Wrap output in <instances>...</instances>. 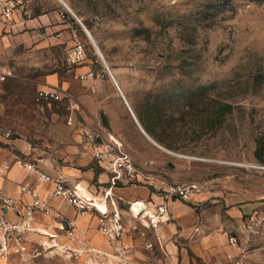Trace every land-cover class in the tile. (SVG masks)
I'll use <instances>...</instances> for the list:
<instances>
[{
	"label": "rangeland",
	"instance_id": "374dc122",
	"mask_svg": "<svg viewBox=\"0 0 264 264\" xmlns=\"http://www.w3.org/2000/svg\"><path fill=\"white\" fill-rule=\"evenodd\" d=\"M65 1L92 32L129 102L77 18H60L67 7L31 0L30 24L0 29V70L13 72L0 84V147L101 175L92 150L111 132L135 159L130 183L160 194L169 184H206L202 192L264 210V170L253 167L264 165V0ZM45 8L47 26H40ZM77 44L86 55L74 63L69 51ZM45 88L60 97L38 99ZM141 126L190 157L162 150ZM252 236L239 240L241 264H264V241ZM41 245L36 238L25 258L0 263H86Z\"/></svg>",
	"mask_w": 264,
	"mask_h": 264
},
{
	"label": "crops",
	"instance_id": "0c3cea01",
	"mask_svg": "<svg viewBox=\"0 0 264 264\" xmlns=\"http://www.w3.org/2000/svg\"><path fill=\"white\" fill-rule=\"evenodd\" d=\"M30 5L31 2L24 13L17 11L13 21L0 18V29L11 30L30 24L31 20L25 18L29 13ZM46 12L45 8V14L39 16L37 22L40 26H47ZM57 21L53 18L49 23ZM133 150L138 151V146H134ZM15 156L8 148L0 147V166ZM43 160L41 167L44 171L56 177L64 175L71 184L77 183L88 187L97 193L99 198L102 197L103 188L108 186L107 175L97 174L92 167L84 170L78 168L68 170L66 166L59 168ZM37 178L36 174L14 166L6 177H0V189L15 199L27 201L28 198L20 191V184L35 185ZM95 178L99 180V186L94 184ZM52 187L51 183L42 184L41 195L46 197ZM112 192L116 198L125 202L135 200L150 202L152 211H156L159 205L167 202L160 193L152 191L150 186L138 183L119 185L114 187ZM52 204L61 210L65 220L76 223L77 238L71 239L64 232L53 227L50 228V232L58 234L56 241L66 246L69 258L76 256L86 261L85 264H235L237 261L241 264L240 257L245 251V245L242 243L238 247L230 245L225 232L236 235L240 241L243 237H247V241L250 237L253 240L252 234L248 233L245 225L249 216L259 206V203L233 201L232 197L229 199L213 196V193L207 190L195 194L187 201L167 202L169 211L160 227L154 229L139 225L138 229L128 232L123 240L116 243L110 242L109 238L96 229H87L88 223L97 224L95 217L77 216L75 209L66 201L54 199ZM39 219L41 223L37 226L40 229L47 227L49 223L58 225V221L52 217L40 215ZM33 238L34 240L37 238L40 243L48 242V238L41 235H34ZM149 243H153L152 248L148 247ZM52 250L56 252L55 249ZM80 252L85 254L79 257Z\"/></svg>",
	"mask_w": 264,
	"mask_h": 264
},
{
	"label": "built area",
	"instance_id": "2783aa9c",
	"mask_svg": "<svg viewBox=\"0 0 264 264\" xmlns=\"http://www.w3.org/2000/svg\"><path fill=\"white\" fill-rule=\"evenodd\" d=\"M30 2L31 0H0V18L9 22L13 21L15 13L17 11L24 13ZM69 12V9L67 13L60 11V18L68 19ZM85 55L86 51L82 44L75 45L69 51V57L74 63L81 62ZM12 76L11 70H0V84ZM89 76L93 77L94 72H90ZM59 97V93L50 88L41 89L38 95V99H58ZM9 135L10 133L7 134V136ZM4 136L0 131V137ZM109 138L108 142L99 139L98 144L92 150L93 159L103 168L108 177V186L103 188L100 198L88 187L77 183L71 184L64 175L56 177L44 171L41 167V164L44 163L43 159L15 156L0 166L1 178L6 177L14 166L38 176L35 185L20 184V191L28 198L27 201L15 199L0 189V260L7 259L11 255L25 258L30 253L31 246L35 241L34 235L48 238V242L41 243L44 250L55 249L58 253L67 252L66 246L56 241L58 234L50 232V228L58 229L71 239H76L77 226L74 221L69 222L63 218L61 210L52 204L54 199L66 201L75 209L77 216L95 217L97 224L94 225L90 222L87 229H96L103 236L118 242L123 240L128 232L138 229L139 225L154 229L160 227L165 222L164 217L169 211L167 202L171 200L187 201L195 194L205 190L206 184H169L161 193L167 202L159 205L156 211L150 209V202L143 200L125 202L116 198L112 192L113 188L119 185H128L137 176L138 171L133 155L127 151L124 144L112 135ZM253 167L264 170V165H254ZM46 183H51L53 187L46 197H43L40 193V186ZM40 215L54 218L58 221V225L54 226L53 223H49L47 224L49 229L47 227L40 229L37 226L41 223ZM245 227L249 234L260 235L264 241V210L256 209L249 216ZM225 233L228 235L230 245L234 247L240 245L236 235H232L228 231ZM148 247L152 248L153 243H149ZM235 264H240V262L237 261Z\"/></svg>",
	"mask_w": 264,
	"mask_h": 264
},
{
	"label": "bare ground",
	"instance_id": "6f19581e",
	"mask_svg": "<svg viewBox=\"0 0 264 264\" xmlns=\"http://www.w3.org/2000/svg\"><path fill=\"white\" fill-rule=\"evenodd\" d=\"M60 2H61V0H59ZM64 1V3L66 4H64V3H62V4H64L66 7H67V9H69V11L72 13V12H74V10H73V8L70 6V5H68L67 4V2L65 1V0H63ZM75 13V12H74ZM78 18L81 20V18L78 16ZM78 20V19H77ZM82 21V20H81ZM83 22V21H82ZM85 25V24H84ZM86 26V25H85ZM83 27V26H82ZM86 28L89 30V28L86 26ZM83 29H84V27H83ZM84 31L86 32V30L84 29ZM90 31V30H89ZM90 33H91V36H92V38L94 39V41L96 42V46H97V48H98V50L96 49V51H97V54L101 57H103V59H104V61H105V64L107 65V69H108V71H109V74H110V76H111V78H112V80H113V82H114V84H115V86L116 87H118L119 86V83H118V81H117V78H116V76H115V74H114V70L112 69V67L108 64V62H107V60H105V56H104V54H103V52H102V50H101V48H99V46H98V43H97V41H96V39H95V37L93 36V34H92V32L90 31ZM86 34H87V32H86ZM87 36L89 37V39H90V41L92 42V44H93V39L92 38H90V36L87 34ZM94 45V44H93ZM96 48V47H95ZM101 57V58H102ZM102 59V60H103ZM120 87V86H119ZM120 89H121V95H122V97H124V98H126L127 100L126 101H128L129 102V100H128V98H127V96H126V94H125V92L123 91V89L120 87ZM120 92V91H119ZM141 130L143 131V132H145L146 134H148L147 133V131H145V129L141 126ZM149 135V134H148ZM150 136V135H149ZM151 137V136H150ZM152 138V137H151ZM153 139V138H152ZM155 142H157L155 139H153ZM154 143V142H153ZM158 143V142H157ZM159 144V143H158ZM158 146V145H157ZM160 146H162L161 144H160ZM160 146H158V147H160ZM160 148H162V150H166V152L168 151L169 153H172V154H174V155H177V156H182V157H190V156H188V155H183V154H181V153H178V152H175V151H172V150H169V149H166L165 147H160ZM244 164V163H243ZM238 165V164H237Z\"/></svg>",
	"mask_w": 264,
	"mask_h": 264
},
{
	"label": "water",
	"instance_id": "95a60500",
	"mask_svg": "<svg viewBox=\"0 0 264 264\" xmlns=\"http://www.w3.org/2000/svg\"><path fill=\"white\" fill-rule=\"evenodd\" d=\"M61 2L62 3H64V1L63 0H61ZM65 4V3H64ZM66 5V4H65ZM72 14L78 19V21L81 23V25L84 27V29L86 30V32H87V34L90 36V38H92V36H91V33H90V31L86 28V26L84 25V23L78 18V16L74 13V12H72ZM93 39V38H92ZM93 41V44H94V46L96 47V49L98 50V48H97V46H96V42L94 41V39L92 40ZM102 57V56H101ZM102 59H103V57H102ZM103 61H104V59H103ZM105 62V61H104ZM145 133V132H144ZM146 134V133H145ZM148 137H149V139L152 141V142H154L156 145H158V146H160V144H158L157 142H155L148 134H146ZM160 147H162V146H160Z\"/></svg>",
	"mask_w": 264,
	"mask_h": 264
},
{
	"label": "flooded vegetation",
	"instance_id": "af4514ba",
	"mask_svg": "<svg viewBox=\"0 0 264 264\" xmlns=\"http://www.w3.org/2000/svg\"><path fill=\"white\" fill-rule=\"evenodd\" d=\"M107 135L110 137V135H112L114 138L115 136L111 133V132H107Z\"/></svg>",
	"mask_w": 264,
	"mask_h": 264
}]
</instances>
